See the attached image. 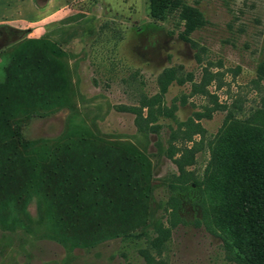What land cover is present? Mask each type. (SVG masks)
I'll return each instance as SVG.
<instances>
[{
  "label": "rangeland",
  "instance_id": "1",
  "mask_svg": "<svg viewBox=\"0 0 264 264\" xmlns=\"http://www.w3.org/2000/svg\"><path fill=\"white\" fill-rule=\"evenodd\" d=\"M166 2L0 0L7 108L45 99L0 164V264H250L223 147L264 128V0Z\"/></svg>",
  "mask_w": 264,
  "mask_h": 264
},
{
  "label": "trees",
  "instance_id": "2",
  "mask_svg": "<svg viewBox=\"0 0 264 264\" xmlns=\"http://www.w3.org/2000/svg\"><path fill=\"white\" fill-rule=\"evenodd\" d=\"M167 5L166 0H150V7L154 12L159 8L166 9ZM40 41L34 40V42ZM27 54L29 55V52ZM24 60L25 65L28 66V61ZM13 65L8 66L6 78L0 82V164L1 162L16 163L21 155L20 152H24L29 146L22 132L23 116L21 119L16 118L21 112L20 104L23 105V113L28 114L35 112L38 104L45 102L43 97L37 100L23 98L17 105L14 103L12 109L7 108V98L4 93L14 83ZM23 69L28 71L29 67ZM32 103L38 104L33 107ZM6 113L10 117H5ZM244 132L228 137L223 147V156L227 158L224 167L230 174L226 176L225 205L222 206L221 222L229 228L236 239L239 251L250 264H264V128L257 131L249 128L246 133ZM55 156L60 159V154ZM65 182L70 183V177H66ZM195 186H198L200 193L202 191V200H204L205 194L197 179L190 185L178 189L191 191L196 188Z\"/></svg>",
  "mask_w": 264,
  "mask_h": 264
}]
</instances>
